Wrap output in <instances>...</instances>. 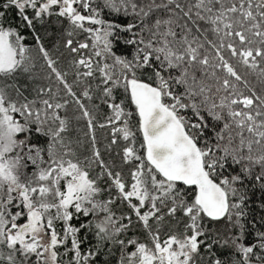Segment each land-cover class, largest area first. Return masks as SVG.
I'll return each mask as SVG.
<instances>
[{
  "label": "snow or ice",
  "instance_id": "snow-or-ice-1",
  "mask_svg": "<svg viewBox=\"0 0 264 264\" xmlns=\"http://www.w3.org/2000/svg\"><path fill=\"white\" fill-rule=\"evenodd\" d=\"M9 6L33 30L34 19L43 23L45 15H55L68 20V37L87 34L75 47L72 39L64 43L70 53L91 50L72 61L74 83L99 74L97 88L104 86L112 111L108 123L121 125L113 128L107 147L118 143L119 134L129 142L122 163L133 167L126 182L104 161L95 117L81 99L92 100L90 85L84 84L78 97L38 35V51L50 69L43 77L47 83H20L31 72L30 49L17 30L0 24V264H60L58 248L69 239L64 255L74 253L70 264L86 262L80 229L70 222L101 212L102 220L86 226H94L101 241L134 246L122 253L121 264H198L206 239L231 241L240 256L233 264H252L253 257L264 264V254L254 251L264 253V232L256 233V244L241 242L246 197L239 187L254 165L260 167L255 179L264 182V0H7ZM28 7L34 18L26 14ZM105 9L131 20L106 21ZM118 31L132 33L125 41L135 46L132 59L113 51ZM29 87L31 98L25 94ZM116 89H123L134 112L115 102ZM70 104L78 115L69 114ZM206 116L217 124L210 128ZM73 120L86 121L90 155L80 151L83 141L70 135ZM33 132L47 138L46 147L32 143ZM229 158L241 169L225 177L221 172ZM93 166L100 170L95 177ZM105 178L110 183L102 186ZM105 191L107 200L99 198ZM116 199L127 203L150 243L115 239L132 226L131 216L112 212ZM222 220L223 232L214 225ZM235 228L241 235L232 233Z\"/></svg>",
  "mask_w": 264,
  "mask_h": 264
},
{
  "label": "trees",
  "instance_id": "trees-1",
  "mask_svg": "<svg viewBox=\"0 0 264 264\" xmlns=\"http://www.w3.org/2000/svg\"><path fill=\"white\" fill-rule=\"evenodd\" d=\"M7 0H0V12L4 13V16L0 18V24H2L6 28H12L17 30L22 36H24L23 43L27 46L30 51L28 55L31 57L29 61L31 72L25 74L21 77L20 83H28V84H43L47 83L43 79L45 75L50 73V69L47 68L46 61L42 57V55L38 51V44L35 39V36L40 37V43L45 47V49L49 52L51 58L56 61V67L62 71L67 73L65 79L67 83L72 85L73 91L76 93L78 97L81 96V92L83 90L84 84L90 85L92 100H86L81 97L83 103L89 108L95 117L94 124L96 127L93 129L95 137H96V146L99 148L101 155L106 163L114 164L113 171H121L124 175V179L126 182H130L129 170L133 167V165H125L122 163L121 156L123 147H125L129 142L124 141L123 139H119L116 145L111 146V150L108 149V145L112 139V132L114 127L121 126L119 123L117 124H109L108 117L112 115L111 109L108 107V103L105 102L108 98L103 95V85L101 84L99 88H97V84L99 83V74H96V78H87L84 81V84H76L74 81L76 80V68L72 66V61L74 59H78L80 54L85 56L91 55V50H82L80 54L70 53L68 49L64 47V43L67 39H72L74 41L73 46H76V42L83 41L87 34L85 33H77L72 37L67 36V32L70 30V24L67 19L58 16H44V22L41 23L39 20L34 19V30L33 28H29L26 26L25 22L22 20L18 9L15 6L5 7ZM34 9L28 7L25 9L26 14L29 18H34ZM54 11H58V8L54 9ZM81 11H83L81 9ZM101 18L105 19L109 22L125 24L131 20V17L125 18L123 15H116L114 13H109L107 9L104 10L101 14ZM132 38V33L129 32H120L118 31L116 37L113 40V51L116 55L124 56L127 59H132L134 54V45L126 44L125 41ZM90 43V41H89ZM109 62H111L109 60ZM83 69H81L82 71ZM34 76L35 80H30L29 78ZM54 79V77H53ZM253 83H255V79L253 78ZM62 87V86H61ZM26 95L31 98V87L25 92ZM115 102L120 103L124 102V106L127 111L134 112V105L130 103L123 92V89H116L114 91ZM71 99V97H68ZM109 103L112 101L109 100ZM76 106L74 104L69 105V114L72 115L76 112ZM187 115L191 116V112L189 111ZM206 115V114H205ZM195 119V117H193ZM208 120L209 126L211 128L212 125H216L217 122L212 120L210 117L206 116ZM137 117L133 116L130 125L133 127V131H135ZM100 124H104L105 127H100ZM88 132L86 121L84 120H73L72 121V130L70 132L71 137L75 139H80L83 141V147L80 151L85 155H90L89 145L90 139L89 136L85 135ZM209 136H212L211 131L209 130ZM136 147L140 148V143L142 142V137L137 132L136 133ZM20 138H23L22 136ZM32 143H37L40 146H45L47 143V138L43 135L33 132L32 134ZM142 152V149H141ZM247 163V162H244ZM241 165L233 164L231 159L229 158L226 163L225 169L222 170L221 174L225 177L240 173ZM27 171H31L29 168ZM99 169L95 166L91 169V176L95 177L99 173ZM260 172V167L258 165L252 166V175L245 176L244 182L240 185V190L246 197L241 207L244 210V216L241 217V223L244 225L243 235L241 237V242L246 246H251L252 244L258 243V239L256 237L257 232H264V182L257 181L255 176ZM106 183H110L105 178V181L102 182V186ZM113 196H115V189H112ZM101 199L107 200L108 192L105 191L102 193ZM191 197H189L190 199ZM239 203V200L236 201ZM111 210L115 214L116 217L131 216L132 217V226L120 233L115 239L116 240H124L125 244L130 239H135L142 243H150L147 232L136 222L135 214L129 209L128 205L125 202H121L119 199L115 200V203L111 205ZM16 211V209H13ZM143 211V210H142ZM182 215V214H180ZM103 218V217H102ZM101 217L96 218L92 216L85 217L82 214L79 217H74V219L70 222L74 227L80 229L79 233V241L81 242V252L82 256H89L90 262L87 261V264H119L121 262L122 253L127 255L129 253V247H124L119 243H114L111 239H106L101 241L97 236V230L93 227H87L90 222L94 225L95 222L102 219ZM96 219V220H95ZM123 223H127V220L122 221ZM151 223V221H150ZM167 223V221H166ZM172 224H175V221H172ZM82 225H84L82 227ZM215 228H219L221 232H223L225 221L214 222ZM57 230L62 231V222H56ZM179 231H183V224L180 225ZM232 233L239 236L241 235V230L239 228L232 229ZM162 238H164L162 236ZM201 239H204L203 237ZM231 241L229 244L225 245L222 243H214L212 239H206L205 245L211 244L212 248L207 250L205 245L201 246V254L203 256V260L199 261L198 264H212L215 259H220L223 264H233L234 259H240L239 254H237L234 248L230 247ZM67 245L68 242H67ZM68 248H70L68 246ZM66 248L61 250V263L68 264L71 253L67 252V255H64ZM134 251V246H133ZM254 251L259 254L261 253L260 249H254ZM126 264V262H125ZM252 264H257L255 258L252 259Z\"/></svg>",
  "mask_w": 264,
  "mask_h": 264
},
{
  "label": "flooded vegetation",
  "instance_id": "flooded-vegetation-1",
  "mask_svg": "<svg viewBox=\"0 0 264 264\" xmlns=\"http://www.w3.org/2000/svg\"><path fill=\"white\" fill-rule=\"evenodd\" d=\"M181 187H183V186H181ZM125 203H126V202H125ZM126 204H127V203H126ZM104 215H105L104 213H101V215H100V216H97V217H101V216L104 217ZM79 233H80V232L77 233V239H78V241H79V237H80V236H79ZM79 242H80V241H79ZM68 244H69V247H71V240H70V239H69V241H68ZM81 246H83V245H81V242H80V249H81ZM58 251L61 252L60 247L58 248ZM132 251H133V246L129 247V253L132 252ZM80 252H81V250H80ZM70 253H71V256H70V259H69L68 264H70V262L73 261V256H74V253H72V252H70ZM81 255H82V252H81ZM86 257H88V260H87V261L90 262V260H91L90 257H89V256H86ZM87 261H86V262H87ZM60 264H62L61 261H60ZM80 264H87V263H85L84 260H81V261H80ZM119 264H121V262H119Z\"/></svg>",
  "mask_w": 264,
  "mask_h": 264
},
{
  "label": "rangeland",
  "instance_id": "rangeland-1",
  "mask_svg": "<svg viewBox=\"0 0 264 264\" xmlns=\"http://www.w3.org/2000/svg\"><path fill=\"white\" fill-rule=\"evenodd\" d=\"M101 213H102V212H101ZM101 213H99V214H98V215H96V216H92V217L99 218V217H97V216H100V215H101ZM101 218H102V216H101ZM102 219H103V218H102ZM102 219H101V220H102ZM95 220H96V219H95ZM21 222H23V221H21ZM162 239H163V238H162ZM68 246H69V245H67V244H66V245H64V246H61V247H60V249H61V250H62V249H64V248H66V249H67V248H68Z\"/></svg>",
  "mask_w": 264,
  "mask_h": 264
}]
</instances>
